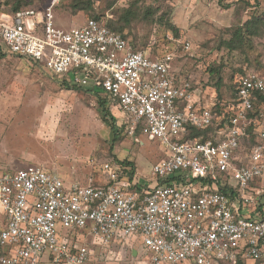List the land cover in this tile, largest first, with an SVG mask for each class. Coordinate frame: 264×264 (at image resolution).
Masks as SVG:
<instances>
[{"label":"built area","instance_id":"2783aa9c","mask_svg":"<svg viewBox=\"0 0 264 264\" xmlns=\"http://www.w3.org/2000/svg\"><path fill=\"white\" fill-rule=\"evenodd\" d=\"M63 1L16 14L0 7V49L60 83L108 96L125 113L128 134L157 140L165 155L151 185L114 161L104 163L99 186L67 185L34 166L0 172V264H40L45 256L51 264H86L89 243L73 234L104 245L140 241L148 264H264V126L256 115L264 76L235 80V96L216 117L228 121L215 140H186L189 128L213 125L217 103L181 76L172 53L135 50L95 19L57 27L54 10ZM251 127L256 143L247 153L242 142Z\"/></svg>","mask_w":264,"mask_h":264},{"label":"rangeland","instance_id":"374dc122","mask_svg":"<svg viewBox=\"0 0 264 264\" xmlns=\"http://www.w3.org/2000/svg\"><path fill=\"white\" fill-rule=\"evenodd\" d=\"M14 2L0 0L8 6ZM26 2L40 8L49 0ZM70 2L65 0L54 10L57 27H79L92 14L116 21L135 4L140 14L126 30L129 41L153 48L157 55L172 53L181 76L193 81L211 105L219 97L229 100L235 80L243 73L264 76V26L236 50L224 45L252 17L264 16V0H92V11L77 14L70 10ZM166 21L178 28V37L166 28ZM211 69L220 70V87ZM111 113L120 130L117 141L103 122L95 94L68 90L44 68L0 49V172L34 166L60 176L67 185L99 186L106 179L104 163L118 159L132 162L136 181L151 185L153 167L165 155L161 144L143 135L130 136L121 127L125 113L116 107ZM258 124L264 126V106L258 107ZM58 230L68 232L61 225ZM72 237L78 244L93 239L88 234ZM138 247L142 248L140 241ZM138 247L92 244L94 255L86 264H148ZM40 264L51 262L45 256Z\"/></svg>","mask_w":264,"mask_h":264},{"label":"trees","instance_id":"16d2710c","mask_svg":"<svg viewBox=\"0 0 264 264\" xmlns=\"http://www.w3.org/2000/svg\"><path fill=\"white\" fill-rule=\"evenodd\" d=\"M49 2H50V0H49ZM28 3L29 2H26V0H15V2L10 6L2 5L0 3V7L4 6V9L8 13L16 14L18 11L29 7ZM40 8H43V7H40ZM40 8H38V9H40ZM69 8L72 11V13H74V14H77L80 12H90L93 9L92 0H71ZM139 14H140V12L138 11L136 5L131 4L129 6V8H127L125 10V12L122 13L116 21L104 20V18L98 14H92L91 17L88 19H95L101 23H104L109 29L116 31L124 39L129 40L128 39L129 34L126 32V30L130 27L132 22L138 20ZM165 26L168 30L172 31V33H174V35L176 37H178L179 30H178V28H176L175 25H173L170 21H166ZM263 26H264V16H254L250 20H248L243 26L236 29L233 32L232 37L229 38L230 40L225 42L224 45L229 50H236L237 48H239V45L244 44V42H246L247 39L250 40L253 37L257 36ZM134 49L140 50V51H145L151 55H156L155 50H153V48H141V47H137L136 45H134ZM28 61H31V60H28ZM35 65L39 66L38 64H35ZM211 73L216 74L218 76V80L216 82V85L218 87H220L221 81H222V78H220L221 77L220 76V70L211 69ZM247 75L248 74L243 73L239 77L247 76ZM50 76L53 77L55 80H57L53 75L50 74ZM188 81H190V80H188ZM190 82H191L192 86L195 87L194 82L193 81H190ZM61 85H63L64 88H66L68 90L83 91V92L91 93L90 90H85V89H82V88L77 87V86H69L66 83H61ZM95 95H96V97L98 99V103H99V105L103 111V122L112 128L113 133H114V141H117L119 139V136H120V132H119L120 130L118 128L117 119L111 113V108L114 107L116 105V103L112 102L108 98V96H105L100 92L95 93ZM234 96H235V84L232 87V94H231L230 98H233ZM219 98L220 99L217 101V104H216L215 108L213 109V114L215 116L214 120H213L214 121L213 125L206 130H196L193 128H189V134L186 137V140H193L195 138L199 139L201 142H205L209 139L215 140V138L217 136V132L219 131L221 126H226L225 124L228 121V118H227L226 120L220 122V124H219L218 123L219 121L216 120L217 115L220 116L222 114V110H223L221 107V103L224 100L221 97H219ZM261 103H264V94H259V96H258L257 105L259 106ZM257 114H258V111L256 112V115ZM121 127L126 128L125 125H122ZM137 136H140L139 131L137 132ZM256 136H257V134L255 132V127H251L250 128V138L244 139L242 142L245 146V151H247V153H249V150L255 145ZM113 161L121 164L122 166L130 167L132 178L136 175L135 165L132 162H130L128 160H118V159H114Z\"/></svg>","mask_w":264,"mask_h":264},{"label":"crops","instance_id":"0c3cea01","mask_svg":"<svg viewBox=\"0 0 264 264\" xmlns=\"http://www.w3.org/2000/svg\"><path fill=\"white\" fill-rule=\"evenodd\" d=\"M106 183V181H104L102 184H105ZM263 188H264V183H263ZM92 244H99V245H101L102 246V244H100L97 240H95V239H92V240H90L89 241V248H90V245H92ZM116 246V245H118V246H120V245H123V246H131V247H134V246H136V247H138V242L137 241H135V240H133L132 238H130V239H127V240H122V241H118V242H113V243H111L110 244V246ZM138 249H140L139 247H138ZM142 250H143V248H141ZM140 249V250H141ZM91 250V254H92V256L94 255V252H93V250L92 249H90ZM143 254H144V251H143ZM144 256H145V254H144ZM253 264V263H252Z\"/></svg>","mask_w":264,"mask_h":264}]
</instances>
